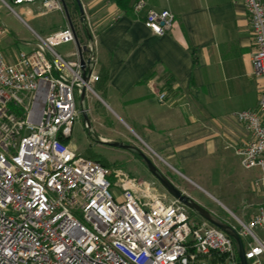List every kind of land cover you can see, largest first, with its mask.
<instances>
[{
  "label": "built area",
  "instance_id": "obj_1",
  "mask_svg": "<svg viewBox=\"0 0 264 264\" xmlns=\"http://www.w3.org/2000/svg\"><path fill=\"white\" fill-rule=\"evenodd\" d=\"M241 1L253 44L252 75L263 89L256 110L234 114L249 134L237 155L244 169H260L253 186L264 191V0ZM9 3H38L43 12L64 16L60 0H0L12 10ZM143 7L136 0L132 10ZM173 22L168 10H149L143 24L161 36ZM74 33L66 23L49 36L36 35L29 53L20 51L11 60L0 53V264H239L224 232L176 199L153 193L145 181L69 145L82 116L81 88L93 92L98 81L91 32L80 44L83 62L76 46L70 56L54 51L74 43ZM156 98L171 104L166 92ZM237 222L232 228L247 264H264V203L247 222Z\"/></svg>",
  "mask_w": 264,
  "mask_h": 264
},
{
  "label": "crops",
  "instance_id": "obj_2",
  "mask_svg": "<svg viewBox=\"0 0 264 264\" xmlns=\"http://www.w3.org/2000/svg\"><path fill=\"white\" fill-rule=\"evenodd\" d=\"M78 1L96 42L93 71L100 79L93 89L143 142L179 165L197 149L216 153L223 138H231L237 151L246 145L249 134L234 114L256 110L263 82L252 75L253 44L241 0H143V9L129 14L111 0ZM37 8L25 5L20 12L40 16L32 13ZM149 10L171 12V29L157 36L145 28ZM76 36L79 44L91 37L85 27ZM159 92L171 104H160Z\"/></svg>",
  "mask_w": 264,
  "mask_h": 264
},
{
  "label": "rangeland",
  "instance_id": "obj_3",
  "mask_svg": "<svg viewBox=\"0 0 264 264\" xmlns=\"http://www.w3.org/2000/svg\"><path fill=\"white\" fill-rule=\"evenodd\" d=\"M63 1L75 33L83 36V27L88 33L92 32V21H87L84 13L79 14L75 0ZM10 6L12 10L0 6V31L3 28L7 31L6 34L0 33V53L8 60L20 51L29 53L36 41V34L43 37L50 32L59 31L67 23L65 16L59 11L43 12L41 8H37L32 13L38 15L42 12L41 15L30 18L20 12V8L25 5ZM26 42L30 45L27 46ZM74 47V43H69L55 47L54 51L64 56L74 50ZM85 94L91 129L84 127L81 116L74 122L69 145L77 154L110 169H120L136 180L145 181L155 194L168 195L139 157L126 150L100 143L99 140L133 146L175 188L235 229L238 228L237 219L247 222L264 203V191L253 186L254 181L260 177L259 169L246 170L241 166L236 143L231 138H223L216 153L197 149L194 156L192 154L185 164L179 165L143 142L138 130L104 95L96 89ZM259 235L262 237V234Z\"/></svg>",
  "mask_w": 264,
  "mask_h": 264
},
{
  "label": "water",
  "instance_id": "obj_4",
  "mask_svg": "<svg viewBox=\"0 0 264 264\" xmlns=\"http://www.w3.org/2000/svg\"><path fill=\"white\" fill-rule=\"evenodd\" d=\"M60 2H61L62 7H63V12H64V15H65V18H66V22L68 23V25L70 27H72V23H71L69 15H68L65 3H64L63 0H60ZM75 2L77 4L79 12L81 13L82 10H81V5H80L79 1L75 0ZM74 43H75V46L77 48L80 60H81V62H83L82 59H81L82 48L80 47V44L78 42V39H77V36H76L75 33H74ZM91 70H92V66H90V68L88 69L87 72H85V71L83 72L82 80H83L84 84H86L88 82ZM79 107H80V110L82 111V116L81 117L83 119L84 127L87 128L88 130H90L91 126H90V123H89L88 114L86 112L85 86L84 85L82 86L81 92H80V95H79ZM99 142L100 143H106L107 145H109L111 147H114V148H119V149L126 150V151L134 154L135 156L139 157L140 160L142 161V163L144 164V166L150 172V174L160 183V185L163 187V189L167 192V194L170 197L176 199L178 202L183 204L190 211H192L193 213L197 214L198 216H200L204 220L208 221L210 224H212L213 226H215L216 228H218L219 230L224 232L227 236H229L232 239V241L234 242V244H235L237 258H238V263L239 264H247V262L245 260V257H244L243 245H242L241 239L238 236L237 232L230 225H228L227 223L219 220L211 212L207 211L202 206H200L199 204L194 202L192 199H190L188 196L184 195L177 188H175L157 170V168L153 165V163L141 151H139L137 148H135L133 146H129L127 144L120 143V142H106L105 140H101V139L99 140Z\"/></svg>",
  "mask_w": 264,
  "mask_h": 264
},
{
  "label": "trees",
  "instance_id": "obj_5",
  "mask_svg": "<svg viewBox=\"0 0 264 264\" xmlns=\"http://www.w3.org/2000/svg\"><path fill=\"white\" fill-rule=\"evenodd\" d=\"M112 3L117 7L118 10H120L124 14L131 13L132 6L135 3L136 0H111ZM149 76H145L143 81H147ZM100 77L98 76V81ZM68 142V140L65 141V143Z\"/></svg>",
  "mask_w": 264,
  "mask_h": 264
}]
</instances>
